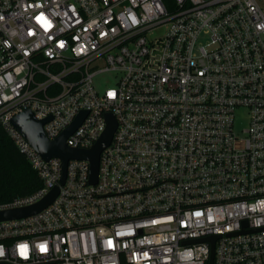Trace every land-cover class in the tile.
Here are the masks:
<instances>
[{
    "label": "built area",
    "instance_id": "2783aa9c",
    "mask_svg": "<svg viewBox=\"0 0 264 264\" xmlns=\"http://www.w3.org/2000/svg\"><path fill=\"white\" fill-rule=\"evenodd\" d=\"M29 109L52 140L85 113L80 149L115 117L96 183L87 159L61 183ZM0 122L42 181L0 209L60 187L0 222V264H264V0H0Z\"/></svg>",
    "mask_w": 264,
    "mask_h": 264
},
{
    "label": "water",
    "instance_id": "95a60500",
    "mask_svg": "<svg viewBox=\"0 0 264 264\" xmlns=\"http://www.w3.org/2000/svg\"><path fill=\"white\" fill-rule=\"evenodd\" d=\"M85 117V113H81L74 122L66 128L62 134L56 139H49L45 133L44 125L52 117L46 119H38L32 110H26L16 115L12 122L23 135L30 141L36 150L45 158L50 159L58 157L63 161V177L61 183L63 184L67 175V168L69 160L71 159H87L91 163V182L98 181L99 164L102 152L110 145L115 130L117 128V121L112 114H107L108 126L101 138L95 145L89 149H80L70 147L67 143L68 137L79 127ZM60 187H54L44 198L26 206L12 207L0 209V222L20 219L36 215L48 207L57 197ZM213 241L217 237L211 238ZM214 250L212 253L211 264H213ZM8 264V263H1Z\"/></svg>",
    "mask_w": 264,
    "mask_h": 264
},
{
    "label": "trees",
    "instance_id": "16d2710c",
    "mask_svg": "<svg viewBox=\"0 0 264 264\" xmlns=\"http://www.w3.org/2000/svg\"><path fill=\"white\" fill-rule=\"evenodd\" d=\"M42 181L0 122V204L36 192Z\"/></svg>",
    "mask_w": 264,
    "mask_h": 264
},
{
    "label": "rangeland",
    "instance_id": "374dc122",
    "mask_svg": "<svg viewBox=\"0 0 264 264\" xmlns=\"http://www.w3.org/2000/svg\"><path fill=\"white\" fill-rule=\"evenodd\" d=\"M115 81V74L113 72H104L101 74H98L95 78H94V82L96 84V86L100 89H104L108 86L113 85ZM239 126L243 127L245 125H247V112L246 111H240L239 112Z\"/></svg>",
    "mask_w": 264,
    "mask_h": 264
}]
</instances>
